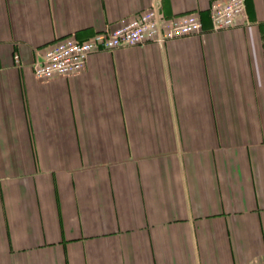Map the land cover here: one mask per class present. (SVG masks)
<instances>
[{
	"label": "crops",
	"instance_id": "0c3cea01",
	"mask_svg": "<svg viewBox=\"0 0 264 264\" xmlns=\"http://www.w3.org/2000/svg\"><path fill=\"white\" fill-rule=\"evenodd\" d=\"M211 1L0 0V264H264V0ZM153 6L205 30L34 76Z\"/></svg>",
	"mask_w": 264,
	"mask_h": 264
},
{
	"label": "built area",
	"instance_id": "2783aa9c",
	"mask_svg": "<svg viewBox=\"0 0 264 264\" xmlns=\"http://www.w3.org/2000/svg\"><path fill=\"white\" fill-rule=\"evenodd\" d=\"M208 18L210 31L232 27L239 18L246 19L245 0H212L208 5ZM204 30L198 13L189 12L172 18L153 6L120 20L112 29L97 31L86 38L68 34L56 39L43 48L31 62V68L40 80L71 75L83 69L93 52L148 42L163 45L170 39L201 34ZM13 58L18 60L17 55Z\"/></svg>",
	"mask_w": 264,
	"mask_h": 264
}]
</instances>
